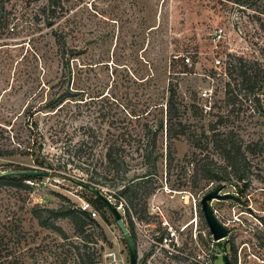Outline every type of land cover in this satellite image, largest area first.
<instances>
[{
	"label": "rangeland",
	"instance_id": "1",
	"mask_svg": "<svg viewBox=\"0 0 264 264\" xmlns=\"http://www.w3.org/2000/svg\"><path fill=\"white\" fill-rule=\"evenodd\" d=\"M236 1L0 0V175L53 174L0 181V264H130L106 207L82 232L51 213L80 211L83 202L95 208L96 197L76 184L93 173L105 184H89L122 213L139 264H190L151 239L170 236L168 221L178 251L199 253L194 225L181 231L193 209L174 191L203 198L222 186L203 177L224 174L215 140L230 132L235 147L258 146L246 167L249 186L223 184L221 194L237 199L212 203L230 230L219 245L231 264H264V0ZM219 27L226 30L220 50L227 75L214 69L210 54V34ZM173 86L186 133L175 126L171 138L166 104ZM62 96L69 99L52 110ZM111 146L118 166L105 161ZM42 157L44 167L35 163ZM198 215L206 228L202 208ZM215 264H227L225 257Z\"/></svg>",
	"mask_w": 264,
	"mask_h": 264
},
{
	"label": "trees",
	"instance_id": "2",
	"mask_svg": "<svg viewBox=\"0 0 264 264\" xmlns=\"http://www.w3.org/2000/svg\"><path fill=\"white\" fill-rule=\"evenodd\" d=\"M248 0H237L236 3L241 5V6H245L247 4ZM59 45H61V47H65V43L64 42H60V40H58ZM184 63V60H182ZM239 62L241 64V69L243 70L244 68L247 67L246 64L243 63V59H239ZM255 75L253 77L255 78H259V73L257 71V69L255 70ZM247 72L244 71V74H246ZM251 77V76H250ZM251 78H247L245 81L247 82L248 85V81H250ZM246 85V84H245ZM169 97L167 100V122H166V129H167V133L171 134V138L174 137L173 133V128L175 126H180L182 128V131L179 133L181 135H184L186 133L185 129H186V124H183L182 121H180V112L179 109L177 108V101H178V91L176 89V87H171L169 90ZM69 98H67V96H62V98H60L58 100V102L56 104H54L53 106H51L50 108L52 110L58 109L60 106H62ZM151 113L150 112H146L143 115H133L131 114V116H134L136 118V120H140L142 118H146L149 117ZM175 121V122H174ZM158 128L160 130H164L165 126H164V122H162L161 124H159ZM169 134V135H170ZM173 135V136H172ZM214 136H216L214 134ZM233 132H230L229 134L225 135V137H223L222 139H216L215 143H217V148H219L220 151V155L222 156L223 159H225V166L224 167H220L219 169L223 170V175L222 176H213L212 174V170L209 171V173H205L204 175V179L209 180L211 182L214 183H219L221 182L222 186L223 184H233L236 182H241L244 183L245 187L249 186V181L250 179L248 178L247 174H246V167L247 165H249V155H255L257 153V150H255L254 148H256L258 145L257 144H248L246 147H235V142L233 140ZM170 138V136H169ZM241 159V160H240ZM105 161L109 164H113L115 166H118L120 164L119 162V158L117 157V149L114 148V146H111V148L108 149V152L105 155ZM47 160L45 158H38L36 160L35 163H37L39 166L44 167L45 164H47ZM231 170L230 172L228 170ZM147 177L151 176L150 172H146ZM53 176V174H52ZM98 174H92V176H88V179H86V181H88L89 183H93V184H101L104 185V181L102 180H98ZM68 180H78V179H85L84 177H79L77 175H69L67 176ZM23 179H30V180H34L37 178H33V177H15V176H0V181H22ZM235 186V185H234ZM95 205H96V209L99 212H102L103 209L105 208V205L96 198L95 200ZM51 213H53L56 217H65V218H69L73 225L75 226V228L77 229V231L82 232L83 229L85 228V226L87 225V220L91 221L90 216L87 213H83L81 211H77V210H67L66 208H62L59 211H51ZM85 219V220H84ZM43 225H46L44 222H42ZM228 257V256H227Z\"/></svg>",
	"mask_w": 264,
	"mask_h": 264
},
{
	"label": "built area",
	"instance_id": "3",
	"mask_svg": "<svg viewBox=\"0 0 264 264\" xmlns=\"http://www.w3.org/2000/svg\"><path fill=\"white\" fill-rule=\"evenodd\" d=\"M226 38V30L224 27H219L212 34H210L209 44L211 47V57L213 59V67L218 72H222L227 75L228 66L227 62L224 58L223 52L220 50V45L224 42ZM184 65L187 67H193V62L189 57H184ZM210 90L205 91L202 96L209 97ZM3 176V173L0 175ZM176 195L179 196L180 201L184 203V205H189L193 209L195 214V218L192 222L185 224L182 226L181 231L185 232L191 225H194V239L196 240L197 246L199 247V253L195 256H190L188 254H184L178 251L177 246V235L174 231V227L169 224L166 225L169 235L163 239H160L158 242L154 239H151V242L154 245H158L161 248L166 249L170 256L180 255L183 258L187 259L190 264H215V259L218 256L227 257L228 253L222 249L219 245L220 242H215L213 237L208 229V227L201 229L200 220L198 213L201 211V201L202 197L194 196L189 191H174ZM80 211L83 213H87L90 217L96 218L100 215V212L96 210L90 202H83L80 205ZM216 216L218 213L214 211ZM225 225V224H224ZM203 238L206 242L205 246H201L199 240ZM176 243V244H175ZM113 261H116V256L113 255Z\"/></svg>",
	"mask_w": 264,
	"mask_h": 264
},
{
	"label": "water",
	"instance_id": "4",
	"mask_svg": "<svg viewBox=\"0 0 264 264\" xmlns=\"http://www.w3.org/2000/svg\"><path fill=\"white\" fill-rule=\"evenodd\" d=\"M3 176H15V177H33V178H51L52 173L46 170H14L7 171L3 173ZM76 184L81 188L88 190L91 192L97 199H99L105 207L109 210V212L114 217L115 223L121 231L124 240L126 242V246L129 252L130 264H139V251L137 247V243L130 232L127 223L119 211L118 207L113 204L110 199L103 193L101 189L97 186L85 183L83 181H77ZM224 185L217 188L216 190L206 194L201 201L202 213L204 215V219L206 225L213 237L215 242H221L226 239L230 230L226 225H224L216 216L214 209L212 207V203L215 200H228V199H237L235 195L232 194H221L224 189ZM226 263L231 264V261L228 257H225Z\"/></svg>",
	"mask_w": 264,
	"mask_h": 264
},
{
	"label": "flooded vegetation",
	"instance_id": "5",
	"mask_svg": "<svg viewBox=\"0 0 264 264\" xmlns=\"http://www.w3.org/2000/svg\"><path fill=\"white\" fill-rule=\"evenodd\" d=\"M167 224H169V222H168V221H166V222L164 223V226H166Z\"/></svg>",
	"mask_w": 264,
	"mask_h": 264
}]
</instances>
